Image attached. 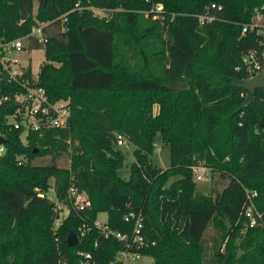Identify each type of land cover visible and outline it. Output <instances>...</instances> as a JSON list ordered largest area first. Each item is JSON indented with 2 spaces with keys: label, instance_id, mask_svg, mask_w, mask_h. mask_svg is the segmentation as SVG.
<instances>
[{
  "label": "trees",
  "instance_id": "trees-1",
  "mask_svg": "<svg viewBox=\"0 0 264 264\" xmlns=\"http://www.w3.org/2000/svg\"><path fill=\"white\" fill-rule=\"evenodd\" d=\"M32 1L0 0V40L23 36L27 51L42 48L34 84L49 101L65 100L69 113L65 128L30 131L24 142L5 123L13 103L0 104V264H77L78 250L107 264L120 244L94 225L96 213L129 232L128 210L143 214L139 250L152 264H264V86L242 109L248 90L234 69L245 51L264 45L255 28L240 31L264 0H37L34 12ZM210 2L221 6L217 18L199 25L195 14ZM151 3L162 10L148 11ZM30 76L27 64L22 77ZM22 89L0 67V95ZM117 135L133 144L127 177L117 171ZM157 137L169 150L163 168L150 158ZM64 152L69 164L59 167ZM41 154L48 163L31 162ZM195 166L226 184L197 192ZM50 177L68 208L55 226ZM70 185L85 193L82 209ZM251 203L259 217L249 226ZM67 230L76 244L66 243Z\"/></svg>",
  "mask_w": 264,
  "mask_h": 264
},
{
  "label": "built area",
  "instance_id": "built-area-1",
  "mask_svg": "<svg viewBox=\"0 0 264 264\" xmlns=\"http://www.w3.org/2000/svg\"><path fill=\"white\" fill-rule=\"evenodd\" d=\"M221 6L214 2L208 3L202 11L196 13L197 23L199 25L209 23L216 19L215 10H219ZM264 3L256 5L252 8L251 19L241 25V32L255 28L260 34H264ZM213 9V11L211 10ZM101 10V9H98ZM162 10L160 3H151L148 11L156 13ZM146 12V11H145ZM65 20V16L61 17V21ZM64 29V27L62 28ZM31 33L35 36L40 35V28L33 27ZM24 37H16L10 40H0V67L1 71L8 79L18 82L22 86V90H16L11 94L0 95V104L4 101H11L13 108L10 113L5 116V123L9 128L20 129V138L26 137L30 131H38L47 128H65L67 125V117L69 108L65 100L49 101L45 90L42 86L35 85L36 74L31 73L30 77H22V73L28 64V57L24 63H20L18 54L23 52L24 46L22 39ZM262 42V40H260ZM234 69L241 71L244 77H251L255 73L264 70V45L260 49H248L240 58L239 64L234 66ZM4 137L3 133H0ZM117 143H121L122 137L117 135ZM5 149L4 143L0 142V155ZM16 162L21 163L25 158L21 155H16ZM68 193L75 208L82 209L88 204L86 195L83 191L78 192L73 186L68 187ZM41 194V193H39ZM255 192L249 193V197ZM252 203L248 205L244 214L247 217L249 226L256 223L259 212L254 209L252 211ZM67 213V212H66ZM65 213V214H66ZM64 214V215H65ZM125 221L131 222L129 232L118 231L107 227L104 222L94 220V225L103 234L104 237L112 236L120 244L111 260L107 264H133L141 262L142 258L148 254H144L139 250V247L144 243V235L142 233L143 214L140 211L128 210L124 215ZM83 231V229H82ZM82 233V232H81ZM79 255L77 264H98L90 251L78 250Z\"/></svg>",
  "mask_w": 264,
  "mask_h": 264
},
{
  "label": "rangeland",
  "instance_id": "rangeland-1",
  "mask_svg": "<svg viewBox=\"0 0 264 264\" xmlns=\"http://www.w3.org/2000/svg\"><path fill=\"white\" fill-rule=\"evenodd\" d=\"M37 0L32 1V11L34 12L36 9ZM94 14L97 16L104 15L103 10H98V8L91 7ZM23 46L25 43V38L22 39ZM24 52H20L18 54L20 63L25 62L26 56H29V67L32 74L37 73V69L39 68L40 63L43 61V50L42 48H33L29 52L24 47ZM27 54V55H26ZM26 55V56H25ZM250 102V101H249ZM156 110V106H154V111ZM22 141L25 142V139L22 138ZM117 146L120 148L122 152H124V159L122 166L117 170L118 174L121 177H127L128 166L133 161L134 157L132 154L133 144L127 141L125 138H122L121 143H117ZM150 158L153 164L159 167H166L169 164V150L167 145L161 143L159 137L156 138L155 147L153 152L150 154ZM49 161V155L41 154L33 157L31 159L32 163L35 164H45ZM56 164L59 167H67L69 164V158L67 153H62L60 157L56 160ZM174 177H170L166 182V185L173 180ZM193 179L195 181V190L197 192L203 194H213L216 191L221 190V188L226 184V179L219 176L217 172L210 171L207 167L204 166H195L193 167ZM45 195L53 200L56 204V207L53 209L55 212L54 216V226L58 224L64 214L67 212V206L65 203L56 199L53 190V178H49V188L45 192ZM73 206L75 207L74 201H72ZM96 220L100 222H104L106 219V213L104 211H98L96 213ZM210 230H208V233ZM133 264H152V257L150 255H146L142 258L141 262H134Z\"/></svg>",
  "mask_w": 264,
  "mask_h": 264
},
{
  "label": "water",
  "instance_id": "water-1",
  "mask_svg": "<svg viewBox=\"0 0 264 264\" xmlns=\"http://www.w3.org/2000/svg\"><path fill=\"white\" fill-rule=\"evenodd\" d=\"M38 1L44 3L45 0H38ZM238 85L248 90L240 105V107L243 109L246 107V105L249 103L250 100L254 99V96L252 94L253 89L264 86V70L255 73L251 77L241 78L240 82H238ZM4 139L5 138L0 135V142H3ZM65 241L69 245L76 244L78 242V237L71 230H67Z\"/></svg>",
  "mask_w": 264,
  "mask_h": 264
},
{
  "label": "crops",
  "instance_id": "crops-1",
  "mask_svg": "<svg viewBox=\"0 0 264 264\" xmlns=\"http://www.w3.org/2000/svg\"><path fill=\"white\" fill-rule=\"evenodd\" d=\"M32 49H33V48H32ZM30 50H31V49H30ZM30 50H29V51H30ZM29 51H28V52H29ZM23 52H24V50H23ZM26 55H27V54H26ZM26 55H25V56H26ZM26 57H28V61H29V56H26ZM28 64H29V62H28ZM37 70H38V69H37ZM31 73H32V72H31ZM33 75H34V74H33Z\"/></svg>",
  "mask_w": 264,
  "mask_h": 264
}]
</instances>
